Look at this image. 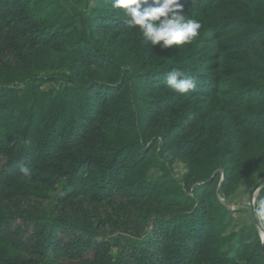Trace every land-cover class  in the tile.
Here are the masks:
<instances>
[{
	"label": "rangeland",
	"instance_id": "1",
	"mask_svg": "<svg viewBox=\"0 0 264 264\" xmlns=\"http://www.w3.org/2000/svg\"><path fill=\"white\" fill-rule=\"evenodd\" d=\"M49 2L56 5L52 17L65 19L63 37L39 46L36 54L28 48L20 50L18 64L0 66V83L16 89L14 98L30 96L37 105L62 98L73 87L70 75L85 84H104L98 87L106 91V97L91 88L80 94L99 97L104 127L111 130L105 135L112 143L103 144L101 152L128 149V161L142 154L149 164L143 188L155 183L161 186L155 195L141 193L114 200L105 198L109 192L104 189L94 200L83 196L69 206L30 200L25 204L32 206L14 211L72 221L75 235L85 232L92 239L86 246L108 242L114 263L132 264L136 261L132 244L154 239L155 233L174 221L171 233L181 236L192 214L197 213L200 220L208 213L205 222L218 229L219 242L212 241L215 245L208 258L192 264H233L216 258H234L237 253L236 263H263L259 246L263 231L257 221L264 228V218L256 215V208L264 200V187L255 189L264 184V134H252L247 128L264 127V38L259 41L264 35V0H224L216 7L218 17L212 23L222 28L221 34L209 31L204 15L187 13L201 22L199 36L181 50L173 46L163 51L146 44L138 28L126 27L122 11L113 9L110 0ZM14 22L18 32H29L33 37L38 33L35 26L27 31L23 21ZM242 34L246 38L239 41ZM85 40L88 44L83 45ZM80 45L91 58L89 65L81 62L75 50ZM183 67H188L197 81L188 94L175 93L164 82L168 71ZM131 80L133 87H128ZM139 133L143 139L137 137ZM74 154L78 160L97 159L89 151ZM4 161L1 157L0 162ZM95 163L100 161L88 166L99 176ZM210 178H214L211 185L200 182ZM97 183V179L90 180L91 185ZM99 196L104 201H98ZM181 197H189L190 203ZM80 223L83 230L78 228ZM95 252L101 251L94 249L78 260L63 263L103 264L102 253L96 256ZM10 253L16 259L14 264L44 263ZM187 263L184 258L180 264Z\"/></svg>",
	"mask_w": 264,
	"mask_h": 264
},
{
	"label": "trees",
	"instance_id": "2",
	"mask_svg": "<svg viewBox=\"0 0 264 264\" xmlns=\"http://www.w3.org/2000/svg\"><path fill=\"white\" fill-rule=\"evenodd\" d=\"M184 1L182 3L186 15H204L205 20L209 21V31L212 34H221L222 28L218 29L212 23L218 17L216 7L224 0H193L197 3L196 6L190 0ZM49 3V0H0V66L6 68L18 64L22 49L28 48L32 54H36L39 46H46L50 41L63 37L61 25L65 23V19L61 15L58 19L52 17V10L56 5L51 6ZM14 19L23 21L27 31L35 26L38 33L35 32L33 37L29 32H18L17 23L13 27ZM245 34L238 40H244ZM82 44H88V41L85 40ZM83 45L75 50L78 49L81 62L87 65L91 58L87 57V50ZM182 69L186 73L192 72L188 67ZM68 80L73 87L62 98L43 105H37L36 100L30 96L14 98L12 92H16V89H7V85L0 83V158L5 159L3 163L0 162V264H14L12 262L16 259L11 251L40 260L43 264H69L63 263L64 260H78L94 249L101 251L95 253L96 256L102 253L103 264L133 263H114L112 247L108 242L96 243L94 247L92 244L86 246L85 242H91L92 239L85 232L77 235V231L75 235L72 221L61 222L45 214L14 211L32 206L25 204L30 200H47L59 206H69L72 201L83 196L94 200V195L104 189L109 192L105 198L113 200L135 197L141 193L155 195V191L160 189L161 185L156 183L150 184L148 189L143 188L149 164L145 163L142 154L128 161V149L101 152L103 144L112 143L105 135L111 130L105 128L106 122L102 120L103 115L97 105L100 103L99 97L97 99L95 94H80L91 88L94 89L93 92H101L106 97V91L98 87L104 84L98 81L85 84L71 75ZM132 83L131 80L128 87H133ZM256 126H249L247 129L251 131H247L255 135L264 134V127L261 124ZM137 137L143 139L140 133ZM79 151H89L97 159L78 160L74 153ZM93 161H100L95 163L99 176L88 166L94 165ZM21 166L29 167L30 175L25 176L20 171ZM92 178L97 179L98 183L91 185ZM200 182L211 185L214 178ZM189 186L185 184L188 189ZM97 200L102 202L104 198L99 196ZM180 200L188 203L190 198L181 197ZM34 208L33 205L31 209ZM192 213L194 211L190 214ZM208 215L205 213V219L198 220L197 213L192 214V221L181 229V236L176 237V233H171L174 223L177 222L174 221L155 233L154 239L149 238L144 244H132L133 258L136 257L134 264H180L184 258L187 264H192L199 258H208L212 246L217 240L219 242L220 237L219 234L216 236L218 229L206 224ZM82 225L84 224H78L81 230ZM179 225L180 223L176 226L179 228ZM259 246H262L260 240ZM233 257L226 256L216 260L241 264L234 262L238 260L239 253ZM262 258L264 259L263 255ZM258 264H264V261Z\"/></svg>",
	"mask_w": 264,
	"mask_h": 264
},
{
	"label": "clouds",
	"instance_id": "3",
	"mask_svg": "<svg viewBox=\"0 0 264 264\" xmlns=\"http://www.w3.org/2000/svg\"><path fill=\"white\" fill-rule=\"evenodd\" d=\"M111 7L121 10L123 23L129 29H139L143 40L152 48L168 50L193 43L200 34L201 22L184 15L182 0H110ZM117 14H120L119 11ZM167 88L178 94H188L197 87L194 76L179 69L166 73ZM20 171L30 175V168L21 166ZM256 215L264 218V200L256 208Z\"/></svg>",
	"mask_w": 264,
	"mask_h": 264
},
{
	"label": "water",
	"instance_id": "4",
	"mask_svg": "<svg viewBox=\"0 0 264 264\" xmlns=\"http://www.w3.org/2000/svg\"><path fill=\"white\" fill-rule=\"evenodd\" d=\"M262 187H264V184L259 185L256 189L255 192L257 190H260ZM254 198V194L252 195V200ZM253 202V201H252ZM257 224L259 226V228L261 229V231H263V238H262V249H263V256H264V228L262 227L261 223L257 221Z\"/></svg>",
	"mask_w": 264,
	"mask_h": 264
}]
</instances>
